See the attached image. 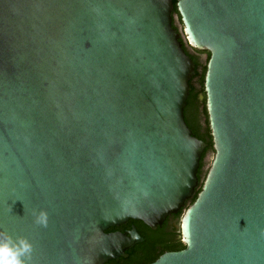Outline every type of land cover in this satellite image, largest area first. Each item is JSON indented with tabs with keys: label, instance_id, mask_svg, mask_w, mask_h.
<instances>
[{
	"label": "water",
	"instance_id": "water-1",
	"mask_svg": "<svg viewBox=\"0 0 264 264\" xmlns=\"http://www.w3.org/2000/svg\"><path fill=\"white\" fill-rule=\"evenodd\" d=\"M181 37L209 53L213 150L187 206L207 144ZM181 208L191 246L147 264H264V0H0V230L32 264H104L143 240L110 227Z\"/></svg>",
	"mask_w": 264,
	"mask_h": 264
},
{
	"label": "trees",
	"instance_id": "trees-1",
	"mask_svg": "<svg viewBox=\"0 0 264 264\" xmlns=\"http://www.w3.org/2000/svg\"><path fill=\"white\" fill-rule=\"evenodd\" d=\"M174 8L172 10V15L177 16V21H179L175 2L173 1ZM175 19H172V26L177 28V25L175 24ZM181 41L182 47L186 54H188L193 63H194V69L195 73L189 80V86L192 85L193 89L191 90L190 95L186 99V108L184 110L189 111L191 113V116L188 118L185 117V122L189 129L193 132V134L204 141L207 145L204 148L201 159L199 162V167L197 170V177H198V184L194 189L193 197L191 199H188L185 201V206L190 204L198 190L200 189L202 180L204 178V175L207 171V169H204L205 161L204 156L207 152L213 153L212 146H211V136H210V130L208 127V121H207V115L204 105V98L202 101H199L197 103V94H201L204 97V91H203V76L206 68V62L209 56V53L206 51V56L204 59L196 54H191L187 52L186 47L183 44L182 38L179 39ZM194 51H205V50H199L192 48ZM197 103V104H196ZM195 108H200L201 116L204 119H201V121H194L193 119V113ZM199 110V109H198ZM206 117V118H205ZM184 208H181L176 214H170L166 217L164 222L161 226H157L156 229L152 230L149 227H147L145 224H143L141 221H133L130 220V222L135 223L136 230L139 233V235L144 237L143 242L140 244L139 248V255L134 260H128L125 261L119 260L116 262L115 260H109L104 264H147L152 261H154L163 251L170 250V251H176L179 249H182L184 247V244L180 240V233L178 229V223L181 217V214L183 212ZM131 225L129 224L128 227ZM116 226L110 227L108 231L114 230Z\"/></svg>",
	"mask_w": 264,
	"mask_h": 264
},
{
	"label": "clouds",
	"instance_id": "clouds-1",
	"mask_svg": "<svg viewBox=\"0 0 264 264\" xmlns=\"http://www.w3.org/2000/svg\"><path fill=\"white\" fill-rule=\"evenodd\" d=\"M33 223L40 227H47L48 213L46 209H34L32 212ZM180 240L191 246L190 240L185 235L186 225L183 221L178 223ZM264 235V229L261 230ZM34 246L25 236L15 238L4 230H0V264H32Z\"/></svg>",
	"mask_w": 264,
	"mask_h": 264
},
{
	"label": "flooded vegetation",
	"instance_id": "flooded-vegetation-1",
	"mask_svg": "<svg viewBox=\"0 0 264 264\" xmlns=\"http://www.w3.org/2000/svg\"><path fill=\"white\" fill-rule=\"evenodd\" d=\"M182 38V37H181ZM182 41H183V44H184V46L186 47V49H187V52H189V53H191V54H196V55H199V56H201L203 59H204V57L206 56V51H200V52H198V51H194L189 45H187L186 44V42L183 40V38H182ZM193 89V87H192V85L190 86V90H189V94H188V96L190 95V93H191V90ZM197 98H198V100H197V103L199 102V101H202L203 100V98L205 99V95H204V97H203V95H201V94H197ZM205 101V100H204ZM196 103V104H197ZM184 108H186V105H185V107ZM199 109V110H198ZM193 110H195L194 111V113H193V120L194 121H201V119H204L202 116H201V112H199V111H201V109L200 108H195V109H193ZM183 115H184V120H185V117H189V116H191V113H189V111H186V110H183ZM206 118V117H205ZM209 154V152H207L206 154H205V156H204V161H205V165H204V169L206 170L207 168H208V165H209V161L208 162H206V159H207V155ZM131 225V226H134L135 227V229H136V226H135V223H133V222H130V220H128V221H126L125 223H123V224H121V225H118V226H116V228L114 229V230H111V231H115V230H119V231H126V230H129L130 229V227H128V225ZM137 231V230H136ZM141 236V235H140ZM142 238H143V240H144V237L143 236H141ZM143 240L141 241V242H139V243H135L132 247H130L129 249H127L126 251H125V253H126V257H123V259L125 260V261H128V260H134L136 257H138V255H139V248H140V244L143 242ZM166 251H170V250H166ZM166 251H163V252H166ZM162 252V253H163ZM122 259V257H119L118 258V260H115L116 262H118L119 260H123ZM133 264H136V263H133Z\"/></svg>",
	"mask_w": 264,
	"mask_h": 264
},
{
	"label": "rangeland",
	"instance_id": "rangeland-1",
	"mask_svg": "<svg viewBox=\"0 0 264 264\" xmlns=\"http://www.w3.org/2000/svg\"><path fill=\"white\" fill-rule=\"evenodd\" d=\"M175 24L177 25V27H179L180 26V22L179 21H177V16H175ZM212 154L213 153H211V152H209V154L207 155V159H206V162H210V160H211V157H212Z\"/></svg>",
	"mask_w": 264,
	"mask_h": 264
}]
</instances>
